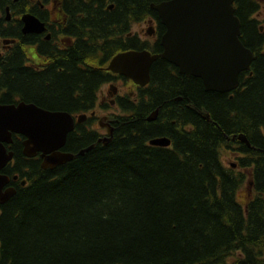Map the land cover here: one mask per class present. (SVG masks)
Wrapping results in <instances>:
<instances>
[{
  "label": "trees",
  "instance_id": "16d2710c",
  "mask_svg": "<svg viewBox=\"0 0 264 264\" xmlns=\"http://www.w3.org/2000/svg\"><path fill=\"white\" fill-rule=\"evenodd\" d=\"M159 1L110 0L137 19ZM234 3L239 39L255 59L231 93L206 92L200 79L158 60L140 103H126L125 115L114 118L107 145L80 156L89 147L83 139L72 161L43 170L38 157L23 156V138L12 137L13 161L2 173L15 194L0 206V264H264V21L254 17L256 0ZM92 4L102 25L95 11L85 15L88 50L63 54L54 77L23 75L22 56L11 46L0 59V104L19 99L69 114L91 106L96 88L110 80L100 68L117 52L108 37L118 26L113 13H103L105 0ZM13 6L0 0L5 40L15 37L4 21ZM156 109L157 121L148 123ZM158 136L171 148L150 147ZM232 145L252 169L243 203L240 178L220 162Z\"/></svg>",
  "mask_w": 264,
  "mask_h": 264
},
{
  "label": "water",
  "instance_id": "95a60500",
  "mask_svg": "<svg viewBox=\"0 0 264 264\" xmlns=\"http://www.w3.org/2000/svg\"><path fill=\"white\" fill-rule=\"evenodd\" d=\"M233 3L234 0H170L153 5L152 9L166 27L161 39L162 54L151 55L146 51L119 54L110 61L107 70L145 86L151 64L160 58L177 67L185 77L200 79L206 92H232L238 86L239 74L248 71L255 59L239 39L240 21L235 16ZM23 21L24 32H32L33 25L38 23L31 16L23 17ZM154 116L156 112L147 120H154ZM82 118L78 116V121L81 122ZM73 126V117L67 112L48 111L23 102L0 105V206L15 194V189L8 186L10 178L2 173L13 159V152L7 149L13 143V135L23 137L22 154L25 158L38 156L43 170H53L74 158L73 154L61 152ZM110 137L109 132L103 145ZM238 139L249 147L245 138L239 136ZM150 144L167 146L169 141L161 138L150 141ZM90 149L92 146L79 151L78 155ZM12 180L16 181L17 176ZM21 185L24 186L25 182Z\"/></svg>",
  "mask_w": 264,
  "mask_h": 264
},
{
  "label": "flooded vegetation",
  "instance_id": "af4514ba",
  "mask_svg": "<svg viewBox=\"0 0 264 264\" xmlns=\"http://www.w3.org/2000/svg\"><path fill=\"white\" fill-rule=\"evenodd\" d=\"M93 1L96 0H13L14 6L6 8L8 13L6 9L4 11V21L6 27L15 32V37L10 40L0 37V59L9 52L11 46L16 44L15 47L18 48V53L22 56L20 68L23 75L28 74V76L37 79L46 76L54 77L55 72H61L57 66L66 61L62 57L63 54L76 52L79 48L88 50L87 33H89V29L84 26L87 22L85 15L95 11L96 5L92 4L93 8L88 7ZM168 1L170 0L159 1L157 4L151 3L148 6L149 10L137 19L131 14L124 15V12L115 10V3L105 0L106 6L103 13H113L109 15L110 20L118 25L110 30L112 35L108 37L110 41L115 43L117 52L100 68L102 72L110 76V80L96 88L94 101L87 110L76 114L70 113L74 121L73 130L70 132L72 135L66 140L68 148L63 147L61 152L75 156L74 151H76L77 144L83 139L85 140L84 143H88L89 147L92 146V148L95 144L103 145L104 139L109 137V132L111 136L113 134L112 122L114 118L125 115L128 107L126 103H140L141 96L151 81L154 62L150 66L149 81L145 86H139L132 79L121 74L112 73L107 68L110 61L119 54L144 51L149 52L151 55L162 54L161 39L166 32V27L162 25L158 13L152 9V6ZM256 2L259 9L254 17L264 21V0H256ZM233 7L235 10L237 5L233 3ZM95 12L97 22L101 26L104 21L103 14ZM25 16H31L38 22L33 25L32 32H24L23 17ZM78 26H82L79 31H77ZM260 30H262V27ZM11 40L15 42L4 44V42H10ZM99 56L102 57L103 54L99 52ZM158 60L170 64L163 59L159 58L156 61ZM174 68V73L183 75L178 72L177 67L174 66ZM20 102L23 101L17 99L12 104L16 105ZM23 103L35 105L32 102ZM153 112H156L154 120L148 121V117ZM151 113L146 117L148 123L157 121L158 110L156 109ZM78 116H83L81 122L78 121ZM161 138L167 139L163 136L154 137L148 141L149 146L162 149L171 148L169 139H167L169 141L167 146H153L150 144V141ZM108 142H106V145ZM220 162L226 172L240 178L241 185L238 191H243V178H251L252 175V169L243 168V150H239L237 145L226 148L224 152H220ZM247 191V193H250L251 189L247 188Z\"/></svg>",
  "mask_w": 264,
  "mask_h": 264
},
{
  "label": "rangeland",
  "instance_id": "374dc122",
  "mask_svg": "<svg viewBox=\"0 0 264 264\" xmlns=\"http://www.w3.org/2000/svg\"><path fill=\"white\" fill-rule=\"evenodd\" d=\"M263 17V16H262ZM262 20V19H261ZM225 150V149H224ZM224 150H222L221 152H224ZM250 182V178L247 177L244 179V183H243V191H238L237 192V201L240 202H244L245 201V197H246V193L247 191V185H249ZM250 195V193H248ZM232 263V261H231Z\"/></svg>",
  "mask_w": 264,
  "mask_h": 264
}]
</instances>
